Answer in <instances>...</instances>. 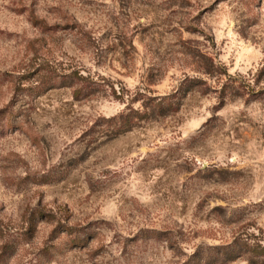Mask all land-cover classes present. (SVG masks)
<instances>
[{
	"label": "rangeland",
	"instance_id": "rangeland-1",
	"mask_svg": "<svg viewBox=\"0 0 264 264\" xmlns=\"http://www.w3.org/2000/svg\"><path fill=\"white\" fill-rule=\"evenodd\" d=\"M0 264H264V0H0Z\"/></svg>",
	"mask_w": 264,
	"mask_h": 264
},
{
	"label": "trees",
	"instance_id": "trees-1",
	"mask_svg": "<svg viewBox=\"0 0 264 264\" xmlns=\"http://www.w3.org/2000/svg\"><path fill=\"white\" fill-rule=\"evenodd\" d=\"M80 78L84 79L82 77H80ZM129 113L120 116L119 119L115 122V124H116L115 133L117 135L127 133V132L131 131V129L133 128V126H134L133 125V115L134 114L131 115Z\"/></svg>",
	"mask_w": 264,
	"mask_h": 264
}]
</instances>
